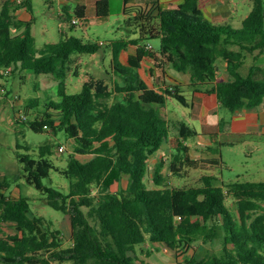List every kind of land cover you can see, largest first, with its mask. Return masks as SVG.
<instances>
[{"label": "trees", "instance_id": "1", "mask_svg": "<svg viewBox=\"0 0 264 264\" xmlns=\"http://www.w3.org/2000/svg\"><path fill=\"white\" fill-rule=\"evenodd\" d=\"M211 1L185 0L164 8L159 1L143 6L125 0L128 25L133 24L140 34L112 42V72L122 81L117 78L113 87L106 78L90 74L81 91L69 93L67 63L72 55L96 53L102 44L64 34L58 42L37 48L32 31L35 18L25 21L14 13L25 4L23 0H0V78L28 68L61 77L58 100L50 99L38 110L40 98H31L26 108L33 118L15 113L16 119L27 121L38 132L64 130L75 140V151L65 167L48 156L52 152L49 143L40 147L38 158L19 154L26 181L47 194L53 208L70 214L72 243L64 247L62 230L45 216L31 213L27 197H9L0 191V223L14 225L0 234L2 264L68 260L74 264H154L139 256L137 245L145 242L176 253V262L161 264H264V180L226 182L204 174L198 185L176 186L163 172L164 159L155 167V186L148 179L149 158L164 143L172 151L170 176H185L191 168L214 170L222 163L220 157H192L186 141L199 134L196 127L181 121L177 134L171 133L163 112L167 100L191 103L179 84L160 91L150 86L139 71L144 57H152L163 71L170 65L187 74L194 85L212 84L209 92L216 93L233 112L264 101V65L257 62L264 59V0H253L240 28L212 22L206 16ZM110 10V0H97L98 17L109 16ZM75 15L86 22V6L78 5ZM66 18H71L68 11ZM154 38L160 39L157 50L147 47L150 41L143 42ZM130 44L137 49L126 64L121 53ZM248 57L255 62L244 75L240 68ZM219 59L227 62L228 80H218ZM236 135L222 144L242 142L247 134ZM75 153L91 158L82 161ZM53 169L70 180L68 192L43 182ZM126 176L128 182L121 186ZM229 195L235 199L236 214L226 202ZM220 230V253L182 258L200 240L214 241ZM141 251L152 253L151 249Z\"/></svg>", "mask_w": 264, "mask_h": 264}, {"label": "rangeland", "instance_id": "2", "mask_svg": "<svg viewBox=\"0 0 264 264\" xmlns=\"http://www.w3.org/2000/svg\"><path fill=\"white\" fill-rule=\"evenodd\" d=\"M125 0H110V15L106 17L89 16L87 23L73 24L72 19H62L60 16V4L58 0H33V8L35 11L36 22L33 25V34L35 36V45L42 48L45 43L58 42L62 35H75L82 38L85 42L101 43L100 50L96 53H74L71 60L67 63V90L69 93L81 91L84 82L90 74L97 77H103L114 87L117 78L122 79L112 72L113 49L112 42L129 39L138 36L140 33L135 32V26L128 25L127 15L124 12ZM237 5L241 7V16L249 12L254 5L253 0H235ZM72 8L76 7V3L70 2ZM73 10V9H72ZM71 16H75L73 11ZM240 19V18H239ZM238 19V20H239ZM234 28V27H233ZM151 42L155 50L159 48L160 39H145L143 42ZM126 60V58H125ZM255 61L252 57H248L245 64L240 68L242 74L247 75L249 67ZM264 65V59L257 61ZM221 79L231 78L226 64L222 59L218 61ZM150 63L145 62L142 69L143 76L152 85L158 84L160 72L158 75H151ZM262 76V72L259 73ZM61 77H53L52 75L36 73L33 69H18L10 74H6L5 78H0V191L9 197H27L31 205L34 215L45 216L52 221L55 228L62 230L64 247L69 246L72 241L71 216L61 210L53 208L47 201V194L29 184L23 176V163L19 159V154H29L32 157H39L40 147L49 143L52 145V152L48 155L51 160L59 167H65L71 153H74L75 140L64 131L45 130L38 132L30 128L27 121H18L15 113L24 114L25 117L33 118L29 113L26 105L31 98H40L38 110L44 109V104L50 99H59L58 88ZM115 98L119 96L115 95ZM36 109V110H37ZM35 110V111H36ZM189 109L176 98L170 97L164 108V114L168 115L171 120L170 125L174 130V124L181 119L183 114ZM229 111L223 105L220 111ZM24 117V118H25ZM214 115H211V119ZM191 144H196L194 137H190ZM65 147L61 150L60 146ZM169 144L164 145L152 154L149 158L150 172L149 183L155 186L153 182V173L155 167L161 159H164L163 172L176 186H193L200 184L199 181L204 174H212L217 177H224L226 182L231 181H261L264 180V141H248L233 146H225L223 148L224 160L228 162L232 168L225 166L221 162V166L214 170L191 168L187 170L185 176L169 175V163L171 159V149ZM205 149H201L199 153H204ZM82 161H88L90 154L75 153ZM46 185L53 186L63 192H68L70 180L57 170H52L49 177L44 178ZM128 182L127 176L120 181L121 186H125ZM5 188H2V185ZM97 191L95 190V193ZM234 197H227V204L236 214L237 208ZM14 228L11 222L0 223V234L7 233ZM214 240H200L193 247L186 250L182 258L198 257L202 258L212 253H220L223 247V232ZM142 248L151 249L152 253L147 254L141 251ZM139 256L141 259L154 264L166 262H176V253L166 250L164 246L145 242L137 245ZM0 264L2 261L0 260ZM53 264H74L68 260L63 263L55 262Z\"/></svg>", "mask_w": 264, "mask_h": 264}, {"label": "crops", "instance_id": "3", "mask_svg": "<svg viewBox=\"0 0 264 264\" xmlns=\"http://www.w3.org/2000/svg\"><path fill=\"white\" fill-rule=\"evenodd\" d=\"M155 1H159L161 6H163L164 8L177 6L185 2V0H135L137 4L143 6L151 4ZM23 2L25 4L17 8V10L14 12L17 18L25 21L30 20L32 17L35 18L33 0H23ZM58 2L61 7V11L59 14L62 19H66L67 11L70 14H72L73 11L75 13V8L78 5L86 6V23L89 16L96 15L98 17L97 0H58ZM70 2L76 3V7L72 8L70 6ZM29 4L31 5L32 11H30L28 8ZM124 5H126L125 1ZM206 10V16L212 22L216 24L228 25L234 28L242 27L244 19L251 11L250 10L249 12L245 13L244 16H241V7L240 5L236 4L235 0H212ZM71 18H73V16H71ZM35 22L36 18L34 19V23ZM232 47L236 48V46ZM136 49L137 47L133 44H130L127 49H124L121 53L122 61L127 64L129 57L136 53ZM223 61L226 64V70H228L227 62L225 60ZM145 62L150 63L149 70L151 72V75H158V71L161 73L158 84L151 85L146 80L150 86H153L158 91H160L161 88H164L170 84H179L183 89L184 94L188 97L191 103L189 106L185 105L186 107H188L189 111L183 114V116L180 120H178L177 123H173L175 125V128L174 130L171 129V133L173 135L177 134V125L181 121L187 122L190 125L196 127L199 134L194 136V139L197 143L191 144L190 138L186 141V143L190 145L192 157L198 159L220 157L221 162L225 163V166L227 165V167L232 168V166L224 160L223 148L225 146H233L235 144H241L253 140L264 141V101L256 107H246L236 112L229 110L223 111V113H221L220 111L223 108V104L219 100L216 93L209 92L212 84L194 85L192 84L191 78L187 74L177 71L170 65H167L165 67V71H163L161 68H158L155 64V61L150 56H146L142 60V67L139 69L142 76V69ZM219 75L220 71H218V80L230 79H221L219 78ZM164 115L171 122V120L168 118L169 116L166 114ZM211 115H214L213 119H211ZM238 133L247 134L242 142L235 144H222L235 139L237 136L236 134ZM214 135H217V137ZM202 148L205 149V152L203 154L199 153ZM218 148L220 149V152L217 151ZM221 178L223 179L224 177L222 176Z\"/></svg>", "mask_w": 264, "mask_h": 264}, {"label": "built area", "instance_id": "4", "mask_svg": "<svg viewBox=\"0 0 264 264\" xmlns=\"http://www.w3.org/2000/svg\"><path fill=\"white\" fill-rule=\"evenodd\" d=\"M17 1H21V0H17ZM72 23H73V24H83V23H85V21H84L82 18H80L79 16L75 15V16H73V18H72ZM147 47H148L149 49H153V48H154L152 43H148ZM20 115H21L22 117H25L24 114H20ZM60 148H61V150H64V149H65V147H64L63 145H61Z\"/></svg>", "mask_w": 264, "mask_h": 264}]
</instances>
